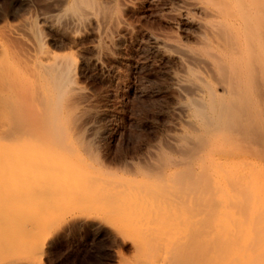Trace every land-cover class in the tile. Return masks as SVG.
Segmentation results:
<instances>
[{
  "label": "bare ground",
  "instance_id": "6f19581e",
  "mask_svg": "<svg viewBox=\"0 0 264 264\" xmlns=\"http://www.w3.org/2000/svg\"><path fill=\"white\" fill-rule=\"evenodd\" d=\"M62 1H65V0H62ZM62 1L60 2V4L62 3ZM115 1L119 4L120 3L127 4L126 1H129L130 3V0H115ZM140 1H141L140 2L141 5H139L137 8H139V13L143 15V11H145L144 10L145 5L156 3V6H157L158 3H161L164 0H140ZM98 2L99 1H96V0H71L70 1L71 11L69 13L64 12V13H58L54 15L52 14L48 18L51 19L53 22L55 21L57 23H59V21H61L62 23V20H67L74 25L83 26L86 23L97 24L100 31H102V33L101 32L100 33L102 34V37H103L101 38L100 43L97 46V49L106 50L107 48L106 46H109V44L106 43V40L109 39L110 37V34H111L110 31L113 32V30H115L117 32L122 27L121 22L123 19L122 20L120 19L121 18L120 13L123 14L124 11L122 10V12L118 13L119 17H115V15L113 17L110 8L107 7L109 9L105 10L103 8L104 4H101L103 5L102 7L100 6V3ZM132 2L133 1H131V3ZM145 2H148V3L144 5ZM65 3L66 2H64L63 5H65ZM134 4L135 2H133V5ZM162 4H163L162 6L163 8L161 11V18L164 21L169 22L175 29H179V31L184 30V29L185 31L186 29L188 31V28L194 29L195 34L193 33L194 34L193 37H195L196 39L195 45L193 44L189 45L192 41L189 42V44H186V42L184 43L183 42L184 40L181 38L179 34L180 32L178 33L177 30L176 31L174 30L175 31L174 35H172L173 34L172 32H171L172 34L170 35L168 34L165 35V33L164 35H159L156 30L155 31L157 34L152 33V38L154 39L155 42H157V46L159 47V49L162 50V53H161L162 56H165L170 60H174L177 63V65L185 68L186 69L185 72H187V76L186 74L183 73L186 77L185 76L183 77V75L175 77L177 80L176 82H177V87L179 91L181 92L184 91V93L187 94V97L189 95V97L187 98L186 106L191 111L189 118H188L187 130L184 129L183 134L178 138L177 143L174 144L173 146L174 147L173 151L179 154V157L176 159H173L170 154H168L164 149L160 148V151H159L160 153L158 154V152H156L159 155L158 156L159 158L158 159L156 158L157 160L154 159L156 160L154 162L152 159V162H151L152 165L156 162L155 168H154L155 171H153V168H151V170H152V173L156 172L158 174V175L157 174L156 175L153 174V175L159 179H162L164 175L166 178V174L164 173L165 167L166 169H168L167 168L168 166L171 169V167L173 168L176 165H177V168H178V165L180 164L183 165V168L181 169L182 171L180 170L179 171L180 173L176 172V175L173 174L172 177L174 179L170 178L172 181H175L174 182L175 185L177 184L179 186V189L183 191L181 192L179 190V192H181L180 193L181 195L178 194L179 192L177 191L175 192V194L174 193L171 194L172 197H169V199L171 198V200H174L172 201L173 205L171 204L172 207L168 203V201H170L168 199L166 203L167 205L169 204V206L165 205L164 203L163 205L158 204V203H161L160 199H162L163 196L165 197L163 198V201L165 202L164 199H166V197L170 195V194L166 195L165 193V191L167 190L169 186L166 187L164 185L166 188L164 187V189L163 188L159 189L160 193L162 194L165 193L163 195L160 194L158 190L151 192V193L156 192L160 194L161 198H159L160 196L158 195L156 196V198H158L159 200L155 198L157 204L161 205V207L159 206V208L156 202H154L155 200L151 199L150 201V198H148L150 192L147 194L146 193L147 191L145 189H144L145 194L147 195L146 198L149 199L147 203L148 207L150 206L149 208L146 205L147 199L143 197L145 196L144 191H141V190H140L141 193H139V195L142 194L141 199L143 197L145 203H142L144 201L141 199H138V200L136 199V201L132 200L133 202L127 201V203H129V205H127L124 203V201L126 202V200H128L131 197L127 195V192L129 189H127V192L126 191L124 192L126 196L129 197V198L126 197L127 198L126 199L124 198L125 196L123 197L124 193L122 194V192L126 190V188L124 189L122 188L123 187L122 186L121 187L122 190H120L119 188V191H118V188L116 187L118 185L115 184V187L117 188L116 189L113 187L114 185L111 186V183L110 185L107 184L109 182L106 183L104 179H107V178L106 177L103 178L104 176L102 177L101 173L103 169H101V167H99L100 169L97 170V174L95 171H94L95 173L91 172L93 173V175L92 174L90 175L93 176V178L88 175L87 177H85L86 175L85 176L83 175L82 167H78V166H81L80 165L81 162H78L79 164H77L76 163L78 161L77 159L73 161L74 155L71 156L73 157L72 159H70L71 157L69 158V154H70L69 150L70 152L71 150H73V148H70L73 142L72 143L67 142L70 139H72L69 137V134L70 136H72L75 131L74 135L77 134V139L78 137L79 139L80 138L83 139L84 137L81 134V132H83V130L86 129L85 124L87 125V118H88L86 117L87 115L85 114V112L82 111V108L80 107V103L84 105L83 102L85 101V99H83V97L85 96V94L83 92V89L77 83L78 81L76 82L77 78L75 75L77 74V72L75 70V67H76L75 65L77 64H75V59H73V57L70 54H63V53L60 54L58 52L53 51L54 49L51 50L49 48L51 47L50 44L48 47L47 44H45L46 43L45 40L42 39L41 37L42 34L41 35L39 33L34 34L31 31H29L30 30L29 28H27V31L25 30L23 31L25 33H22V30L18 31L19 25L26 26L27 22L22 23L23 25L21 24L17 26L14 25L13 29H11L12 27L8 29V33L14 37V44L16 45L15 50L17 51H14V54L11 55V53H9L3 47L4 52H2L3 61L5 63L2 69H0V117L2 118L0 120V137L1 138L3 137L5 140L9 139L12 141V143L7 142V141L5 142L3 140L4 143H6V145L0 143V146H3V150H4L2 151L1 149L0 152L2 151L3 154L2 153L0 154H2L3 156H6L9 154L7 157H2V159L3 160L7 159L9 161L13 160L14 163L12 162V164H6L7 162H9L7 160L6 162L4 160V163L3 162L0 163V168H2L1 173L3 175L5 174L4 179H6L5 180L6 185L10 184L9 179L11 177L7 179V177L12 176V175H8L9 174L8 172L10 170H11L10 172L14 171L13 174L15 173L19 178L18 180L17 176L14 174L15 177L11 178L12 179L11 181L13 182L15 180L16 181L18 180V183L20 182L19 183L20 185L22 182L21 181L22 178L23 180L25 179L28 180V181L26 180V183L28 186L30 185L31 181L35 179L33 180L34 181L33 184L31 183L32 185H30L32 187H29V188H33L34 184L39 183L37 179L39 177H41L39 178L40 181H42L41 184L43 183V180L44 182L47 180L48 183H44V184H46L45 186L48 187L49 189L48 191L52 189V188L50 189V186L51 187L54 186L52 184L57 183V187L60 186V188L54 187L55 191L62 188L60 192L59 191L57 192V195L55 196L57 198L61 192H62L61 193L62 196L66 197V195H63V193L66 192L67 187H68L67 185H70L69 187L71 188V191L77 192L78 186L77 188L75 187L74 189L72 187L79 184V187L80 188L82 187L83 189L82 195L84 194L85 196L87 192L89 195H93V196L96 194L97 197L100 195L99 199L103 197L106 201L108 200L110 202L109 204L111 205V208H110V205L109 207H107L108 205L104 203L105 200L103 201L99 200L104 203V205L102 203V205L100 206L104 207L106 205L105 206L106 210L107 208H110V209L113 208L112 210L114 211L116 206H118L120 207V210L117 207L118 210H115V211L122 212L123 211L122 208H124L125 211H124V214L122 213V215H126L127 217L124 216V218L126 219L128 218L129 222L132 218L133 221L135 222L131 220L130 224L133 223V225L134 224L136 225L138 222H143V221L145 222V220L140 221L142 216L144 217L145 215L146 217L150 216L147 223L150 221L151 222L148 223V225L147 223H145L147 230L145 229V226L143 227L144 228L143 229L142 225L138 223L141 228L138 227V229L140 228L139 229L140 231L137 229V232L142 231V233L140 234L145 233L144 234L145 238L144 237L143 238L149 239L148 241H151L150 245H153L154 248L156 246V250L159 249L160 246L163 249H165V250L163 249L157 250V252L161 250L159 252L160 255L157 254L158 259L156 260L158 261L156 263L155 262L156 260L154 259L153 261V258H152V264H264V226H262L261 224V223H264L262 222V219H264V217L261 218V220H259L261 222L259 221H258L259 223L256 222V219L257 218L259 219L258 216H262L264 214V212L262 211L264 210V208L263 209L261 208V211L263 212V214L260 213V210L258 213H255L256 209L258 211L257 203L259 204V202L264 201V175H261L263 173V166H260V164H262L261 162H264V0H169V2L166 1ZM114 6L115 4L113 5V9H114ZM121 6L122 4L118 5L117 7H121ZM88 7L89 8L91 7V9H93L94 12L89 11ZM110 7L112 9V6ZM118 9H117V12L121 11ZM109 10L112 16L109 15V13L107 12ZM57 11H61V9ZM99 11L100 12L103 11V12L99 13ZM143 16H146V15H143ZM126 25L128 26L127 23ZM60 26L59 28L63 29V27H60ZM71 27L73 28L72 25ZM78 29L79 28H77V30ZM129 29L130 28H128L127 30ZM130 31L132 32L131 29ZM113 40L115 41V39ZM111 44L113 43L110 42V45ZM108 49L110 48L108 47ZM103 52L104 51H102V54ZM82 99L84 100L83 102H82ZM82 139H80V141H83ZM87 142L85 141V147L92 148L93 144L91 142L90 143H87ZM7 143L11 144L12 146L11 145L10 147L9 145L7 146ZM4 146L9 147L8 149L5 147L7 150H11L12 148L13 149L11 151L12 154L10 151L7 154L6 153L7 150L4 148ZM62 148L65 150V151L63 150L64 152L62 151ZM66 148L68 149V152H66L67 151ZM65 152L69 154L68 155L63 154ZM11 156L14 158H12ZM60 156L66 161L62 160ZM55 157H57L56 160L58 159V161L55 160ZM195 164H197V167H194ZM150 165H147L146 169H148ZM70 166L72 167L70 168ZM74 166H75V169H74ZM11 167L13 169H11ZM217 167H220V171L216 169L218 174L217 173L215 174L216 171L214 170V168H217ZM5 168L6 169L9 168L10 170H7L6 172ZM84 168H83V171H84ZM138 169H140V167ZM162 169H164L163 174H162ZM73 170H76V171H73ZM3 172H6V173H3ZM25 172L27 175L23 174ZM38 172L39 173L41 172V173L39 174ZM59 172H60V175H59ZM80 172L82 173L80 174ZM29 173L31 174L36 173V174L33 177ZM69 173L72 175V177ZM74 173H78V174L74 175ZM99 173H100V176H98ZM22 174L24 177H22ZM55 174H58V175H55ZM29 175H31L30 177H32L31 181L28 179ZM55 176H57V179L55 178ZM59 177H60L61 182H59ZM89 177H90V180L89 182H87L86 180ZM99 177L103 178V179L100 178L101 182L94 185L93 189L90 188L91 184L93 183L90 181L94 179L95 182L93 184H95L96 182H98L96 179H98ZM14 178L16 179L13 180ZM42 178L44 179L42 180ZM83 179H84V182H83ZM67 180L69 183L67 182ZM72 181H74L76 185L73 182L72 184L73 186H72L71 185ZM102 181L105 182L106 184H104ZM24 182L22 183V186ZM49 182L52 183L50 186L47 185L49 184ZM65 182L67 183L65 184ZM81 182H83L84 185ZM3 183L5 182L2 180L1 184ZM63 183L67 187L63 186ZM88 183H91V184L88 185ZM60 184L62 185V187ZM103 184H104L103 188L105 187V185H107V187H105L106 188V191L104 192L105 194H103V192L101 191V187H100ZM20 185L18 186V191L22 188V186ZM108 185H109V188L110 186L111 188L112 187L114 188V192H112L113 190L111 188L110 189L108 188ZM4 186L5 184L1 185V187L3 188ZM37 186L38 184L36 185V187ZM7 187H8L7 192L6 190H4L6 186L3 189L6 193H8V191L10 190V187L9 186ZM63 188L64 189L66 188L65 192ZM96 188H99V189H96ZM105 188L103 189V191L105 190ZM33 189L31 191H33ZM91 189H92L91 191L92 194H90ZM115 189L118 192L121 191L123 199L120 202L122 203L123 201L124 204L123 203L122 204L124 206L120 202L119 204H114L116 203V201L119 200V197L116 196L118 192H116ZM147 189H150V188H147ZM0 190L2 191V188ZM27 190H30V189H27ZM34 190H36V188ZM97 190L98 192L100 190L102 194L98 195L97 194L98 192H95V194H93L94 191H97ZM107 190L108 192L109 190H112L110 191V194L113 193L114 195L113 194L111 196L110 194L108 195ZM131 190H129L130 192H128L129 195H131ZM35 192L36 191H34V193ZM13 193L12 192L8 193L9 194L8 196H10V194L12 195ZM45 193L44 195L46 196ZM67 193L68 192H66V194ZM156 193L154 194L156 195ZM168 193L169 192H167V194ZM182 193H186L187 195L189 193L188 197L190 195H193L192 197L190 196V198H192L193 201H191L192 200L191 199L190 203H188L187 201H189V198L187 197V199H185L186 196L184 195L186 194H182ZM18 194L19 192H17V195ZM47 194L51 195L50 197L52 199V200L48 199L49 196L47 195L48 197L46 198L48 200H51L53 202V198H54V201L57 199L54 197L53 192L51 194L49 193ZM75 194L77 195V193ZM118 195H120V193ZM136 195H137V191H136ZM150 195H153V194H150ZM174 195L176 197V200H175ZM59 196L62 197L61 195ZM68 196L69 195H67V198ZM71 197H72V194H71ZM71 197L69 196L70 201L73 200L74 195L72 197V200H71ZM115 198L117 200H115ZM151 198H154V197L152 196ZM5 199L10 201L11 198L7 199L5 197ZM81 199L82 198H80L79 200V197H78L79 202L75 201L76 198H74L73 201H75L76 204L78 202L77 206L81 205L83 206V208L89 206L90 202L86 204L87 200L85 201V203L82 202V204H80L81 201L83 200ZM183 199H185L186 204H189V207H192L193 209V211L191 210V208L189 211L188 209H185V210L188 213L192 211L191 216L192 215L194 216V214L196 216V213H197L198 217L196 216L195 219L190 218L191 217L190 214L188 215V213L183 210L184 207L183 206L181 207V205H184L185 203L184 201H182ZM88 201H91L90 197ZM139 201L140 202L142 201L141 203L144 206L141 203L139 204L138 203ZM92 202L93 201H91V205L92 204L95 205L97 200L95 203L94 202L92 203ZM150 202L152 205L151 204L149 205ZM179 202L180 203L183 202V203L180 205ZM2 203H6V201ZM2 203H0V206L5 205V204L1 205ZM192 203L193 205L191 206ZM52 205L53 204L51 203V206ZM98 205H99V202L97 205H95V207L93 206L94 208L89 206L90 209L93 208L92 209L93 211L91 210L92 212H94L93 215L95 213L98 214V212H100L101 210L103 211V207L101 210H98V212L96 211ZM125 205H126V208H125ZM131 205L133 207H131ZM134 205H136V209L138 210L134 208L135 207ZM164 205L167 207H164ZM175 205H178L179 209L181 208L180 211L182 210L181 212H183L184 214L181 213L179 209L177 210L176 209L177 206ZM262 205L264 206L263 203L260 204L261 207ZM139 206L141 208H139ZM154 206L155 207L157 206L156 210H154L155 208ZM187 206L188 205H186L185 208ZM128 207L129 208L131 207V209L128 210ZM142 208L144 210H141ZM168 208L171 209L172 211L171 210L167 211ZM76 209H79V208H76ZM110 209L108 210L110 212H106V213L110 214L111 213ZM132 209H134V211ZM160 209L161 211L163 209V214L160 212V215L162 214L163 217H161L159 213H157L158 210L160 211ZM11 210L10 212H13ZM73 210L75 211V209ZM151 210L154 212L156 211V214L154 212L152 213ZM78 211L89 212L88 210L85 211L84 209H81ZM177 211L180 213H178ZM80 212L76 214L78 215ZM132 212H134V214L135 212H137L136 214H139L137 216L138 217L141 216V217L137 218L136 214L134 216ZM143 212L144 213L146 212L145 215H143L144 214ZM170 212H173V213L170 214ZM101 213H102V216L103 214H105L104 212H100V214ZM13 214L15 215V213ZM120 214L121 213L118 214L119 217L121 216ZM178 214L179 215L181 214V215L178 217ZM186 214L190 217L188 218ZM255 214L257 215L260 214V215L256 216ZM112 215H114V213ZM169 215L170 217L171 216L172 217L171 218L165 217ZM86 216H91V215L86 214ZM115 216H117L116 213H115ZM152 216H154L153 217L154 219L152 218ZM243 216L245 218H243ZM2 217H4V215H2ZM133 217L137 218L138 221L137 219ZM155 217H156V220H155ZM1 219L0 221L1 222L3 221V223H5L4 220H1ZM4 219L7 220L6 218ZM14 219L16 220V218ZM120 219L123 220L122 216ZM162 219H164V221ZM180 219H181L180 222H183V223L179 222ZM186 219H188V222L186 221ZM194 220H197V221H194ZM6 222L8 223L10 221H6ZM11 222L6 224L5 226L3 225L5 228H10L8 229L9 231L11 230V228H14L13 227L14 224L12 222L13 224L12 226ZM191 222H193V225ZM160 223L161 224L163 223V224L161 225ZM179 223L182 225H180ZM149 225L153 228V230H151L152 228H150ZM163 225L165 227H162ZM0 226L2 225L0 224ZM189 226L191 229L189 228ZM166 227H168V229L170 228L172 232L170 231V229L168 230ZM183 227H185L186 230H188L189 232H187L185 228L182 229ZM1 229L3 230V227H1ZM157 229H160V230H157ZM143 230L144 231L146 230V231L143 232ZM181 230H182V233L184 232L183 234L180 232ZM3 231H6V229ZM9 231H8V234L6 233L8 235L7 237H9L10 233H13ZM16 231L14 232L15 234H16ZM176 231L179 232V233L177 232L178 235H180L181 233L179 238H177L178 235L176 234ZM148 232H152V233H148ZM155 232L157 233L155 234ZM162 232L163 233L165 232L164 234L166 235L163 238L167 237L166 240L168 243L166 242L165 239L160 237V236H163ZM166 232L169 234H175V236L171 235L169 238L168 237L169 235L167 236ZM149 234L150 236H148ZM151 234L156 235L154 236L156 239ZM2 235L3 233H1V237ZM142 236L143 235H141V237ZM172 237L173 238L176 237L174 238L176 241ZM10 238H12V235L10 236ZM10 238L9 239L5 238L6 240H3V239L2 240L5 243L7 241L6 245H8ZM150 238H152L153 240L154 239L156 240L155 242L156 245L152 241V239L150 240ZM158 238H160V240ZM161 240H164V241H161ZM158 241H160L159 242L160 244L157 243ZM171 241L173 243H170ZM13 242L10 241L11 244H13ZM145 243L144 245H146ZM161 243L163 244L166 243L167 245L166 244L165 245L167 247L165 246L166 247L165 248L164 246L161 245ZM169 243L170 245L171 244L172 245L171 246L168 245ZM7 248L8 246H6L5 252H7L8 250ZM142 248L145 249V247H142ZM168 248L169 250L166 251V249ZM146 249L144 250L145 252L147 251ZM1 250L4 251V249H1ZM152 250L154 251L153 248ZM150 252L151 250H149L148 254H150ZM158 255L160 258L158 257ZM146 261L148 260H145V262ZM148 264H150V260Z\"/></svg>",
  "mask_w": 264,
  "mask_h": 264
},
{
  "label": "rangeland",
  "instance_id": "374dc122",
  "mask_svg": "<svg viewBox=\"0 0 264 264\" xmlns=\"http://www.w3.org/2000/svg\"><path fill=\"white\" fill-rule=\"evenodd\" d=\"M54 1H52V0H0V69H2V67L5 63L3 61V55H2V52H4V48L9 53H11V55L14 54V51H17V50H15L16 45L14 44V37L8 33V29L11 27H12L11 29H13L14 25L15 26H17L19 24L23 25L22 23H25V22H27V25H26L27 27L19 25L18 31L22 30V33H25L23 31L24 30L27 31V28H29L30 29L29 31H31L34 34L35 33H39L40 35L42 34L41 35L42 39L45 40V42H46L45 44H47L48 47L50 44L51 47H49V48L51 50L54 49L53 51L58 52L60 54L61 53L70 54L73 57V59H75V64H77V65H75L76 66L75 70L77 72V74L75 75L77 78L76 82L78 81L77 83L83 89V92L86 96V98H85V96L83 97V99H85V101L82 99V102L84 101L83 102L84 105L82 103H80V107L82 108V111H84L85 114L87 115V116L86 115L85 116L90 118V119L87 118V125L85 124L86 129L83 130V132H81V134L83 135L84 138L83 139L80 138V139H82L83 141H80L79 137L77 139V134L74 135L75 131H74V134L72 132V134L74 136L72 134H71L72 136H70V134H69V137L72 139H70L71 141L69 140L67 142H71V143L73 142L72 143L73 147L72 146L70 147V148H73V150H71V152L69 150L70 154L68 153L69 158L74 155L73 156L74 158L71 157L70 159L73 158V161H75V159H77L78 160V161L76 160L77 164H79L78 162H81V164H80L81 166H78V167H82L83 175L84 176L86 175L85 177H87V175H88V176L93 178V176L90 175V174L93 175V173H91V172L95 171L97 174V170H99L100 169L99 167H101V169H103V171L101 170L102 171V173H101L102 177L104 176L103 178H105V177L107 179L109 178L108 180L104 179L106 181V183L109 182L107 184L110 185V183H111V186L114 185L113 186L114 188L117 187L118 191H119V188H120V190H122V188H124V189L126 188V190H124L122 192V194L125 191L127 192V189H129V190L132 189L131 195L128 194V192H130L129 190L127 192V195L131 196L130 198L128 196H126L125 193L123 195V197L125 196L124 198L128 197L130 199V200L129 199L126 200V202L124 201V203L127 205H129V203H127V201L133 202V201H136V199L137 200L141 199L142 194L139 195V193H141V191H144V194H145V190L147 191L146 192L147 194L150 192L149 197H148V198H150V201H151V199L155 200L157 195L160 196V194H162V193H160L159 189H162V188L164 189L165 186L166 187L169 186L167 188V190L165 191V193H166V195H169V194L170 195L167 196L166 199H164L165 202L163 201V198H165L163 196V198L160 199L161 203H158V204L163 205V203H164L165 205H167L166 201L168 199V200H170V201H168L170 206H171V204L173 205L172 201H174V200H171V198L169 199V197H172L171 194H173V193L175 194L176 191L179 192L180 189H179V186L177 184L175 185V183H174L175 181H172L171 179H174L172 177V175L173 174L176 175V172H179L183 168V165L182 164L178 165V168H177V165L176 166L172 165L174 167L173 168L171 167V169L168 166H167L168 169H166V167H165L164 169L166 172L164 171V173L166 174V178L164 175L163 176L164 178L162 177V179H163L162 180V179H159L153 175V174H155V175L157 174L156 172L152 173V170H151V168H153V171H155L154 168H155L156 162L153 165L151 162H152V159L154 162L159 158L158 154L160 153L159 152L160 148L164 149L168 154H170L173 159H176L179 157V154H177L175 151H173L174 150L173 146H174V144L177 143L178 138L183 134L184 129L187 130L188 118H189L191 111L186 106L187 105L186 104L187 98L189 97V95L187 97V94L184 93V91L183 92L179 91V89L177 87V82H176L177 80L175 77L176 76L177 77L182 76V75L184 77L185 76L184 74H186V76H187V72H185L186 71L185 68L177 65V63L174 60H170L167 57L162 56V54H161L162 50L159 49V47L157 46V42H155L154 39L152 38V33L153 34L158 33L159 35H164V33H165V35H167V34L170 35L173 33L172 35H174V32L177 30L178 33L180 32L179 34H180L181 38L184 40V41L182 40L184 43L186 42V44H189V42L192 41L189 45H192V44L195 45L196 39H195V37H193V35L195 34L194 29L188 28V31H187V29H186V31H185V29L179 31V29H175L169 22H166L161 18V11L163 8L162 3L166 2V1L169 2V0H164L161 3H158L157 6H156V3H154L155 5L153 3L145 5L146 3H148V2H145L144 5H145L146 9L144 8L145 11H143V15H146V16H143L141 13H139V8H137L139 5H141L140 0H130V3H129V1H126L128 5L120 3V4H122L123 7L122 6L117 7L120 4L117 3L115 0H113V1L112 0H110V1L109 0H96V1H99L98 3H100V6L103 7V5H101V4H104L103 8L105 10L106 9L108 10L110 8L113 17H114V15H115V17H119L118 13L122 12V10L124 11L123 14L125 13L124 15L122 13H120V16H121L120 19L121 20L123 19L121 22L122 27L117 32L115 30H113V32L110 31V33H111L110 37L111 38L110 37H109V39L106 38L107 39L106 43L109 44V46H106L107 48L105 47L107 51L103 50V49L98 50L97 46L99 45L101 38H103L102 34H101L102 31H100V29L98 28V25L95 23H93L94 25L91 23L90 24L86 23L85 24L86 27H85V25H83V26L82 25H74L67 20H62V23H61V21H59V23H57L55 21L53 22L51 19L48 18L52 14L54 15V14L64 13V12L69 13L71 11V8H70V1L71 0H67V1L66 0L65 1L56 0L57 2L56 1L54 2ZM61 1H62V3H61L62 5L60 4ZM131 1L135 2V4L133 5V2L131 3ZM49 2H51V3L53 2L52 5ZM64 2H66L65 5H63ZM114 4H115V6L113 9ZM105 5H106V7H105ZM150 5L152 6V8ZM54 6H56V7H54ZM110 6H112V9ZM107 7H109V8H107ZM149 8H150V10H149ZM60 9H61V11H57ZM117 9L121 10V11L117 12ZM88 10L91 12H94L93 9H91V7L90 8L88 7ZM110 10L107 11L109 13V15H111ZM101 12H103V11H101ZM101 12L99 11V13H101ZM92 16H93V14H92ZM47 19H49V20H47ZM49 21H51V22H49ZM51 23H52V25L55 26L56 29L54 28V26L51 25ZM126 23L128 24V26L126 25ZM132 24H134V25H132ZM71 25L73 26V28L71 27ZM59 26L63 27V29L59 28ZM126 27L130 28L132 30V32L130 31V29L127 30L128 28H126ZM77 28H79V29L77 30ZM122 28H124L125 30ZM152 29H153V31H152ZM155 30L157 31V33ZM128 32L131 34H129ZM160 32H162V33H160ZM11 33H13V32H11ZM149 34H151V35H149ZM113 39H115V41ZM112 40H113V42H112ZM110 42L113 44L110 45ZM108 47L110 49H108ZM98 51H100V52H98ZM102 51H104L103 54H102ZM108 51H109V53H108ZM1 119L2 118L0 117V120ZM0 140H1L0 143L5 144V145H6V143H4V141L12 143L11 140H9V139L5 140L3 137ZM85 141L86 142L88 141L87 143L91 142L93 144L92 148L91 147H85ZM83 144H84V146H83ZM8 145L10 147L11 144L7 143V146ZM5 147L6 146H4V148ZM9 147H6V148L8 149ZM1 149H2V151H4L3 146H0V150ZM12 150L13 149L11 148V150H7L6 153L8 154V152L9 151L11 152ZM63 150L64 149L62 148V151ZM66 150H67L66 152H68L67 148H66ZM2 151L0 153L3 154ZM62 151H60V152H62ZM66 152L63 154L66 155L67 154ZM156 152H158V154ZM2 154H0V161H1L0 163H2V162L4 163L5 159L3 160L2 157H7L9 155L8 154L6 156H3ZM11 154H12V152H11ZM10 158H8V159H10ZM12 158H14V157H12ZM53 158H54V156H53ZM56 158L57 157H55V160H56ZM16 159H17V157H16ZM154 159H156V160H154ZM6 160H5V162H6ZM62 160H64V159L62 158ZM7 161H9V160H7ZM56 161H58V159ZM64 161H66V160H64ZM12 162H13V160L7 162L6 164H12ZM149 162L151 163L152 166L150 165ZM261 163L262 164H260V166H263V173H264V162H261ZM147 165H150V167H148V169H146ZM1 166H2V164H1ZM84 166H85V168H84ZM12 167H13V165H12ZM12 167H11V169H13ZM71 167L72 166H70V168ZM139 167H140V169H138ZM143 167L146 169V171ZM194 167H197V164H195ZM9 168L8 169L5 168L6 172H7V170H10ZM83 168H84V171H83ZM141 168H142V170H141ZM1 169L2 168H0V181H1L0 184L2 183V180H3L5 183H3L1 185L5 184L6 188L4 186V188H5L4 189L0 185V187L2 188V191L0 190V196H1L0 203L5 202V201H6V203H2L1 205H4V204L5 205L0 206V212H2V213H0V216H1V218H3V219H1V218L0 219L4 220V222H5V223H3V221L2 222L0 221V224L2 225V226H0V229H1V227H3V230L6 229V231H3L1 229L0 238H1V240L2 239L6 240L5 238L9 239L10 236L12 235L13 239L10 238V241L11 242L14 241V242H13V244H11L9 241L8 245H6L7 241L5 243L3 240L2 241L0 240L1 241L0 242L1 243L0 244V256H1L0 257V261H1L0 264L1 263L2 264H145L146 262H147L146 264H148L149 260H150V264H152V258H153V261H154V259L155 260L158 259L157 254H159V252L161 250L159 252H157V250L163 249V248L161 246H160L161 248L158 246L159 249L156 250V246L154 248L153 245H150L151 241H148L149 239H144L145 233L140 234V233H142V231L139 232L140 231L139 229L141 228L139 224H141L142 228H143L146 225L145 223H147L150 216L146 217V215H145L146 212L145 213L143 212L144 213L143 215H145V217L142 216L140 221L145 220V222L143 221L144 224H143V222H138L139 224L138 223L136 225L134 224L135 225L134 226L133 223L130 224L131 220L133 221L132 218L129 222L128 218H127L128 220L126 218H124V216L125 217H127V216L122 215V213L124 214V211H125L124 208H122L123 209V211L121 210L122 212L115 211V210H118L117 209L118 206H116L114 211L112 210L113 208L110 209L111 205L109 204L110 202L108 200L106 201L103 197H101L102 199L101 198L99 199V196H100L99 194H102L101 191L103 192V194H105L104 193L106 191L105 187H107V185H105V187H104L105 190L103 191V189H104L103 186H104V184H106L105 182L102 181L104 184L102 186H100L101 187V191L99 190L100 193L98 192V190L94 191L93 194H95V192H98L97 194L99 195L97 197V195L95 194L94 196H96V197H94L93 195H89L87 192H86L85 196H84V194L82 195V191H83L82 187L80 188L79 184L77 183L78 185H76L74 181L71 182V185L74 182V184L76 186L72 185L73 186L72 188L74 189L75 187L77 188V186H78V189H77V192L71 191V188L69 187L70 185H67L69 188L65 185L68 182V180H67V182H65V184L63 183V186L67 187L66 192H68V193L66 194V192H65L66 188L65 189L63 188V190L65 192V193H63V195H66V197L62 196V194H61L62 192H61L59 195H61L62 197H60L58 195V198H60V199H58L55 196L57 195V192L58 191L60 192V190L62 188L59 190L56 189L57 191H55V188H60L59 184H58L59 187H57V183L52 184L49 182V184H47L48 186H50L51 184L54 186H52V187L50 186V189L51 188L52 189L50 191H48L49 190L48 187L45 186L46 184H44V183H48L47 180L44 182V180H43L44 178H42L43 183L41 184L42 181H40V179H39L41 177H39V175H38L39 178H37V179H38L39 183H37L38 181L35 182L38 184V186L36 187L37 184H34L33 186L36 188V190H34L35 189L34 187H33L34 189L29 188V187H32L30 185H32L34 182L33 180H35V179H33L31 181L32 177H30V176L32 175L34 177V175L36 173H34V174L29 173L31 175L28 176V179L31 181L32 184L30 183V185L28 186L26 183L27 179L23 180V178L21 180L22 182L20 185L19 184L20 182L18 183L19 178L15 173L14 174L17 176L18 180L16 181L15 180L16 178H14L13 180H15V181L12 182L11 178H13L15 176L13 174L14 171L10 172L11 171L10 170L8 172L9 174L8 173L7 174L12 175V176L7 177V179L11 177L9 179L11 186H10V184L6 185V181H5L6 179H4L5 174L3 175L1 173V171H2ZM74 169H75V166H74ZM143 169H144V171H143ZM164 169H162V174H163ZM216 169H218L220 171V167L214 168L215 171H216ZM77 170H79V169H77ZM60 171H61V169H60ZM73 171H76V170H73ZM6 172H3V173H6ZM82 172H80V174ZM86 172L87 173L89 172V173L87 174ZM261 172H262V170H261ZM17 173H18V171H17ZM216 173L218 174L217 171L215 172V174ZM263 173L261 175H264ZM1 174L3 177L1 176ZM23 174L27 175L26 172ZM23 174H22V177H24ZM76 174H78V173H74V175H76ZM55 175H58V174H55ZM59 175H60V172H59ZM175 175H174V177H175ZM46 176H44V177H46ZM98 176H100V173ZM71 177H72V175H71ZM90 177L87 178V180H86L87 182H89ZM102 177H99L98 178L99 180L96 179L98 182H96L95 184H93L95 181H94V179H92L93 181L91 180L90 182H93L92 183L93 186L91 183H88V185L91 184V187L90 186H88V187L93 189L94 185L101 182L100 178L103 179ZM26 178H27V176H26ZM55 178L57 179V176H55ZM94 178H95V176H94ZM73 180H74V178H73ZM69 181H70V179H69ZM78 181H80V180H78ZM23 182H24V184L22 186ZM59 182H61L60 177H59ZM83 182H84V179H83ZM83 182H81V183L83 184ZM115 184L118 186L115 187ZM13 185H14V187H13ZM19 185L22 186V188L21 189L19 188L20 190L18 191ZM25 185H27V186H25ZM109 185H108V188H109ZM7 186L10 187V190L8 191V193H11V192L13 193V191H14V193L12 195L10 194V196H8L9 194L6 193L8 190ZM111 186H110V188H111ZM61 187H62V185H61ZM113 187L111 188L113 191L109 190V192H108V190H107L108 193L107 192L106 193L108 195L110 194V191L114 192ZM146 187L150 188L151 190L147 189ZM175 187L178 189H176ZM155 188H157V189H155ZM3 189L6 190V192ZM27 189H30V190H27ZM32 189H33V191H31ZM89 189H87V190H89ZM92 189L90 190V194H92L91 193ZM96 189H99V188H96ZM96 189H94V190H96ZM15 190H16V192H15ZM68 190H70V191H68ZM157 190L159 191L160 194H158L156 192H154V193H156V195L154 193H151V192L157 191ZM23 191H24V193H23ZM34 191H36V192L34 193ZM118 191L116 190V192H118ZM136 191H137L138 196L136 195ZM161 191H163V190H161ZM17 192H19L18 195H17ZM20 192H21V194H20ZM45 192H47L49 194H51L52 192L54 193V197L57 198L54 201V198L52 196L54 203L51 201L52 200L50 197L51 195H48ZM132 192H134L135 194ZM167 192H169V193L167 194ZM181 192H183V191H181ZM181 192H179L178 194H180ZM44 193L46 194V196L44 195ZM75 193H77L78 196ZM119 193H120V195H118ZM165 193H163V194H165ZM71 194H72V197L74 195L73 200H74V198H76L75 201H78V197H79V200H80V198H82L84 200L83 201L81 199L82 201L80 204H82V202L85 203L86 200H87L86 204H88L90 202L89 203L90 207H93V206L95 207V205H97L99 202L98 206L101 208H99L97 206V209H96L97 212H98V210H101L103 207V206H100V205H102L103 202H101L99 200H102V201L105 200L104 203L108 205L107 207H109V205H110V208H107V210H106V208H105L106 205L103 207V211L102 210L100 211V212L105 213V214H103V216H102V213L100 214V212H98V214L100 216L97 213H95L96 215L95 214L93 215L94 212H92L93 211L92 209L94 207L92 209H90L89 206H87V207H85L87 209H85L81 205L77 206L79 201L76 204V202L72 200ZM112 194L113 193H111L110 196ZM118 194L117 195L115 194V195L119 197V200L116 201V203H114V204H119V202L123 199L121 191L118 192ZM150 194H153V195H150ZM182 194H186V193H182ZM67 195H69L71 197L72 201L69 200V196L67 198ZM79 195L80 196L82 195L83 197L82 196L80 197ZM87 195H89V196H87ZM188 195H189V193H188ZM188 195L187 194L184 195V196H186L185 199H187ZM91 196H93V197H91ZM139 196H140V198H139ZM152 196L154 198H151ZM190 196L192 197L193 195H190ZM190 196L188 197L189 198V201H187L188 203H190V200L192 199V198H190ZM5 197L7 199L11 198L12 200L11 199H10V201L6 200ZM46 197H48V199H51V200H48ZM89 197L91 198V201H93L94 203L97 200L95 205H93V204H92L93 206L91 205V201H88ZM112 197H114V196H112ZM143 197H145V199H147L146 194ZM143 197L141 200L144 201ZM174 197H175V195H174ZM174 197H173V199H174ZM159 198H161V196ZM61 199H62V201H61ZM156 199H158V198H156ZM185 199L182 200L185 202L184 205H181L183 202L182 203L179 202V204L181 205V207L182 206L184 207L183 210L185 212H187L185 209H188V211H189L190 208L193 211L192 207H189V204H186ZM65 200H66V202H65ZM115 200H117V199L115 198ZM148 200L149 199L146 200V205L148 203ZM175 200H176V197H175ZM191 201H193V199ZM71 202H73V203H71ZM131 202H130V204H131ZM141 202L139 201L138 203L140 204ZM154 202H156V200ZM51 203L53 204L52 206H51ZM104 203H103V205H104ZM122 203H123V201H122ZM142 203H145V201ZM261 203L264 204V201L259 202V204L257 203L258 211L256 209L255 213H258L260 210V213L263 214L264 210H262L263 211L262 212L261 208L263 209L264 206L262 205V207H261L260 206ZM62 204H64V205H62ZM139 204H137V205H139ZM150 204H151V202L149 203V205ZM156 204H157V202H156ZM158 204H157L158 208H159V206L161 207V205H158ZM169 204L167 206H169ZM8 205H9V207H8ZM165 205H164V207H167ZM178 205H175L178 207V208L176 207L177 210L179 209V206H180V205L179 206ZM186 205H188V206L185 208ZM192 205H193V203L191 204V206ZM74 206H75V208H74ZM134 206H135L134 208L136 209V205H134ZM140 206H139V208H141ZM157 206L156 207L154 206L155 208L153 207L154 210L157 209ZM258 206H260V207H258ZM131 207H133V206L131 205ZM131 207L130 208L128 207V210H130ZM147 207H148V205H147ZM164 207H163V209H164ZM76 208H79V209H76ZM118 208L120 210V207H118ZM125 208H126V205H125ZM174 208H172V209H174ZM73 209H75V211ZM81 209H84L85 211L86 210L89 211V209H90V211L91 210L92 211L91 212L90 211L89 212L78 211ZM109 209L111 210V213L113 211L114 215H112L113 213L112 214L106 213V212H110V211H108ZM163 209H162V211H161V209H160V211L158 210L157 213H159V215H160V212L163 214ZM180 209H179V211H180ZM10 210L13 212H10ZM132 210L134 211V209H132ZM136 210H138V209H136ZM141 210H144V209L142 208ZM168 210H171V209L168 208L167 211ZM192 211H190L189 213L187 212L188 215L190 214V216H191ZM78 212H80V213L77 215L76 213H78ZM153 212L154 211H152V213ZM180 212H178V213H180ZM13 213H15V215ZM42 213H43V215L44 214L45 215L43 216ZM115 213L117 214V216H115ZM119 213H121L120 215L122 216L124 221L122 219H120L121 216L119 217V215H118ZM136 213L137 212H135V214ZM154 213L156 214V211ZM171 213H173V212H170V214ZM181 213H183V212H181ZM86 214H90L91 216H86ZM125 214H126V212H125ZM132 214H134V212H132ZM135 214H134V216H135ZM162 214L160 215L161 217H163ZM168 214H169V212H168ZM2 215H4V217H2ZM8 215H10V216H8ZM137 215H139V214H136L137 218L141 217V216L138 217ZM164 215H165V213H164ZM180 215L178 214V217ZM188 215L186 214V216L189 218L190 216H188ZM255 215L258 216L260 214H258V215L255 214ZM154 216H152V218ZM192 216L190 218L195 219L197 216V213H196V216H195V214L193 217ZM13 217L16 218V220ZM165 217H170V215L165 216ZM173 217H175V216H173ZM178 217H177V219H178ZM258 217H259V219L257 218L258 220L255 218L256 222L261 220V218L264 217V214L262 216H258ZM4 218H6L7 220H5ZM26 218H27V220H26ZM133 218H135V217H133ZM137 218H135V219H137ZM243 218H245V217L243 216ZM155 220H156V217H155ZM162 220L164 221V219H162ZM263 220L264 219H262V222H264ZM6 221H10V222L12 221L14 224V226H13V224L11 222V225L14 228H11L10 231L8 230L10 228L4 227L6 224L10 223V222L7 223ZM137 221H138V219H137ZM180 221H181V219L179 220V222ZM186 221L188 222V219H186ZM194 221H197V220H194ZM133 222H135V221H133ZM150 222H148V223H150ZM176 222H178V221H176ZM259 222H261V221H259ZM148 223H147V225H148ZM180 223H183V222H180ZM191 223L193 225V222H191ZM261 224H262V226H264V223H261ZM261 224H259V225H261ZM180 225H182V224H180ZM186 225H188V224H186ZM8 226H6V227H8ZM136 226H137V228H136ZM166 226H167V224H166ZM29 227H31V228H29ZM138 227H140V228L138 229ZM162 227H165V226L163 225ZM185 227H183L182 229H184ZM134 228H135V230H134ZM150 228H152V227L150 226ZM166 228L168 229V227H166ZM189 228H190V226H189ZM137 229L139 230L138 232H137ZM145 229L147 230L146 226H145ZM151 230H153V228ZM157 230H160V229H157ZM185 230H186V228H185ZM8 231L13 232V233L16 231V234L10 233L9 237H7ZM145 231L143 230V232H145ZM163 231H164V229H163ZM170 231H171V229H170ZM170 231H168V232H170ZM178 231H176V234ZM186 231L189 232L188 230H186ZM180 232L182 233V230ZM1 233H3L2 237H1ZM148 233H152V232H148ZM156 233L157 232H155V234ZM164 233H163V236H160V237L163 238L166 235ZM181 233H180V235H181ZM153 234H154V232H153ZM153 234H151L153 237L156 236ZM141 235H143V236L141 237ZM171 235L175 236V234L167 233V236L169 238ZM180 235H178L177 238H179ZM148 236H150V234ZM148 236H146V237H148ZM158 237H159V235H158ZM166 238H163V239L166 240ZM174 238H176V237H174ZM151 239L152 238H150V240ZM158 239L160 240V238H158ZM154 240L152 239V241L155 243L156 240L155 241ZM161 241H164V240H161ZM159 242L160 241H158L157 243H159ZM166 242H167V240H166ZM4 243H5V245H4ZM144 243L146 245H144ZM170 243H173V242L171 241ZM170 243L168 245H170ZM165 244L161 243V245L164 247L167 245V244L166 245ZM155 245H156V243H155ZM6 246H8L7 252H5ZM3 247H5V248H3ZM142 247H145V249L148 247L146 249L147 251L145 252L144 251L145 249ZM152 248L154 249L155 252L152 250ZM1 249H4V251ZM11 249L12 250L14 249V250L12 251ZM148 249L151 250L150 254H148L149 253ZM163 250H165V249H163ZM167 250H169V248L166 249V251ZM6 254H8V255H6ZM159 255H158V257H159ZM155 256H156V258H155ZM6 258H7V260H6ZM13 258H14V260H13ZM145 260H148V261L145 262ZM157 261L158 260H156L155 262L157 263Z\"/></svg>",
  "mask_w": 264,
  "mask_h": 264
}]
</instances>
